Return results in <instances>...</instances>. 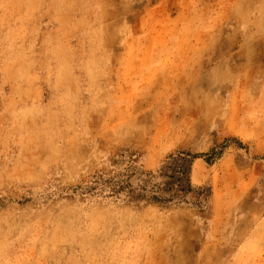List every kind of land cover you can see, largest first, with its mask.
Listing matches in <instances>:
<instances>
[{"label":"rangeland","instance_id":"obj_1","mask_svg":"<svg viewBox=\"0 0 264 264\" xmlns=\"http://www.w3.org/2000/svg\"><path fill=\"white\" fill-rule=\"evenodd\" d=\"M0 264H264V0H0Z\"/></svg>","mask_w":264,"mask_h":264},{"label":"trees","instance_id":"obj_2","mask_svg":"<svg viewBox=\"0 0 264 264\" xmlns=\"http://www.w3.org/2000/svg\"><path fill=\"white\" fill-rule=\"evenodd\" d=\"M221 152H217L216 148H212L209 154L202 156H192L190 154H180L181 156H188L192 158L206 157V162L210 163L220 157ZM118 166L116 171L111 174L99 173L92 177L87 184L82 185V196L96 195L102 198L121 199L127 203H156L167 204L174 201L179 195L190 192L191 188H169L171 194L167 197L162 194L151 193L149 194L145 188H133L129 180L135 176H149L150 172H145L142 169V164L139 162V156L133 153H122L118 159L113 162ZM174 174L185 175L186 171L183 170L181 165L176 164L173 169ZM174 189V190H173ZM196 193V200L193 203L197 207H201L202 203L205 204L209 193L205 194L206 190L197 188L191 190ZM207 192V191H206ZM203 195V196H202Z\"/></svg>","mask_w":264,"mask_h":264}]
</instances>
